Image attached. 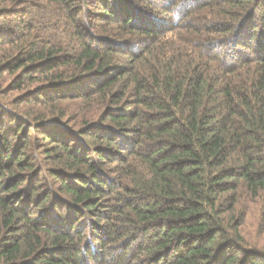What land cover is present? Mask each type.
I'll return each instance as SVG.
<instances>
[{
	"label": "trees",
	"instance_id": "16d2710c",
	"mask_svg": "<svg viewBox=\"0 0 264 264\" xmlns=\"http://www.w3.org/2000/svg\"><path fill=\"white\" fill-rule=\"evenodd\" d=\"M250 203L264 0H0V264H264Z\"/></svg>",
	"mask_w": 264,
	"mask_h": 264
},
{
	"label": "rangeland",
	"instance_id": "374dc122",
	"mask_svg": "<svg viewBox=\"0 0 264 264\" xmlns=\"http://www.w3.org/2000/svg\"><path fill=\"white\" fill-rule=\"evenodd\" d=\"M263 215L258 204H249V212L241 228V233L247 244L264 249Z\"/></svg>",
	"mask_w": 264,
	"mask_h": 264
}]
</instances>
